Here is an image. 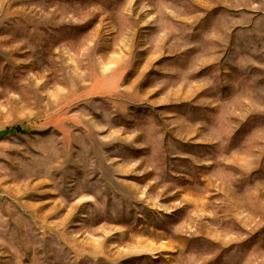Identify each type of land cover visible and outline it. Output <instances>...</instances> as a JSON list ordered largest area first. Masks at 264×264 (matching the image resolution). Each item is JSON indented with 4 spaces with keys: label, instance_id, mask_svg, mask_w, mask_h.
<instances>
[{
    "label": "rangeland",
    "instance_id": "1",
    "mask_svg": "<svg viewBox=\"0 0 264 264\" xmlns=\"http://www.w3.org/2000/svg\"><path fill=\"white\" fill-rule=\"evenodd\" d=\"M0 264H264V0H0Z\"/></svg>",
    "mask_w": 264,
    "mask_h": 264
},
{
    "label": "trees",
    "instance_id": "2",
    "mask_svg": "<svg viewBox=\"0 0 264 264\" xmlns=\"http://www.w3.org/2000/svg\"><path fill=\"white\" fill-rule=\"evenodd\" d=\"M24 131H26V129L23 126L17 125L15 127L8 128L6 131H3L0 134H8V133H13V132L21 133Z\"/></svg>",
    "mask_w": 264,
    "mask_h": 264
}]
</instances>
